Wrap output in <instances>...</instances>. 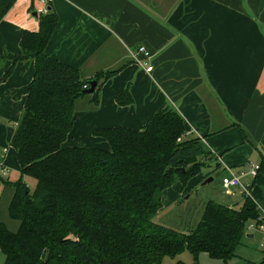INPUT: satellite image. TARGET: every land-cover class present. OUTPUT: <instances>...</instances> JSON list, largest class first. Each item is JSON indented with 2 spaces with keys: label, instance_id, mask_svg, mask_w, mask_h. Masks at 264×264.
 Here are the masks:
<instances>
[{
  "label": "crops",
  "instance_id": "0c3cea01",
  "mask_svg": "<svg viewBox=\"0 0 264 264\" xmlns=\"http://www.w3.org/2000/svg\"><path fill=\"white\" fill-rule=\"evenodd\" d=\"M41 6L14 0L0 21V151L9 146L24 111L26 95L15 98L13 91L35 74L33 59L14 62L10 56L21 54L25 30H39ZM50 8L59 22L46 54L78 68L84 79L98 81V103L91 93L76 101L66 146L106 147L97 130H143L170 104L192 128L186 138L199 136L212 152V166L225 163L242 174L264 216V175L256 180L250 173L264 160V0H53ZM139 45L152 54L147 59L151 72L130 55ZM125 90L131 102L120 104ZM11 149L6 162L17 168L12 177L0 178V220L16 230L18 222L8 214L14 188L3 182L21 177ZM206 166L208 173L213 167ZM206 172L190 184L199 190ZM177 183L182 186L172 193L180 197L186 185ZM244 199L241 189H224L217 198H206L202 213L209 200L241 207ZM249 224L245 236L259 233L264 253L261 231ZM263 262L264 257L258 264Z\"/></svg>",
  "mask_w": 264,
  "mask_h": 264
},
{
  "label": "trees",
  "instance_id": "16d2710c",
  "mask_svg": "<svg viewBox=\"0 0 264 264\" xmlns=\"http://www.w3.org/2000/svg\"><path fill=\"white\" fill-rule=\"evenodd\" d=\"M13 4L0 0V21ZM39 18V30H25L21 54L10 56L14 62L33 59L35 74L13 91L26 101L10 142L21 177L3 181L14 188L8 214L18 222L13 230L0 220L3 264H161L185 251L195 259L201 253L232 259L249 222L263 217L251 198L241 207L209 200L199 224L188 232L155 219L163 191L175 182L185 186L212 159L199 136L186 138L192 128L172 105L164 104L143 130H97L106 147L65 145L76 101L86 95L90 80L46 54L59 18L50 7ZM91 94L98 103L97 88ZM118 101L130 103V92L123 91ZM208 165L213 168L207 176L221 169V163ZM263 175L264 160L256 180Z\"/></svg>",
  "mask_w": 264,
  "mask_h": 264
},
{
  "label": "rangeland",
  "instance_id": "374dc122",
  "mask_svg": "<svg viewBox=\"0 0 264 264\" xmlns=\"http://www.w3.org/2000/svg\"><path fill=\"white\" fill-rule=\"evenodd\" d=\"M11 151L12 149H10L8 155V158L10 159L12 154ZM209 164H211L210 161ZM10 166V176L12 177L17 166L13 163ZM207 170L208 167L205 166L202 169V172H206ZM191 181L189 180L187 182L188 185L186 184L183 195L178 193L181 195L180 197L172 193L176 192L177 194L178 187L180 190V187L182 186L181 184L178 186L177 182L170 187L169 194L166 193V195H163L162 210L155 218L157 222L184 232L191 231L197 227L201 220L202 205L206 198H217L222 191H224L221 184V177L215 178L213 182L206 184L203 187H200L199 185V190L195 183L192 185L190 184ZM8 219L11 220L9 217ZM260 244L261 235L255 233L253 238L247 237V235L243 237L240 245L237 247L236 255L227 262L212 259L206 253H201L200 256L195 259L191 252L185 251L176 257L166 256L161 264H178L179 262H184L185 264H258L261 263L264 257ZM3 262L4 255L0 250V264H3Z\"/></svg>",
  "mask_w": 264,
  "mask_h": 264
},
{
  "label": "built area",
  "instance_id": "2783aa9c",
  "mask_svg": "<svg viewBox=\"0 0 264 264\" xmlns=\"http://www.w3.org/2000/svg\"><path fill=\"white\" fill-rule=\"evenodd\" d=\"M36 2H39L42 4L40 8V13H46L52 3L53 0H35ZM130 55L135 58V60L138 62L139 65L145 66L146 70L148 72H151L154 68L152 64L147 63V59L149 60L152 57L151 52L148 50V48L145 45H139L136 50H130ZM140 55H143L144 57H140ZM11 149V146H5L0 151V178L1 177H7L11 173V167L7 164L6 158L8 156V153ZM260 169V165L253 164L251 168V175L253 178H255L258 175ZM221 183L223 188L228 191L235 188L241 189L243 195L245 198L249 197L252 198L251 190L243 180H242V174L238 172L234 167L228 165V164H221ZM259 223L252 222L249 224V228H256L261 231L262 233V245L264 246V216L260 217Z\"/></svg>",
  "mask_w": 264,
  "mask_h": 264
},
{
  "label": "water",
  "instance_id": "95a60500",
  "mask_svg": "<svg viewBox=\"0 0 264 264\" xmlns=\"http://www.w3.org/2000/svg\"><path fill=\"white\" fill-rule=\"evenodd\" d=\"M97 84H98L97 80H94V79L90 80V86L86 88L85 90H83V93L90 94V93L95 92L97 88ZM182 170L185 171V168H182ZM220 176H221V172L216 171L214 174L207 176L200 184V187H203L206 184H210L211 182L215 180V178L220 177Z\"/></svg>",
  "mask_w": 264,
  "mask_h": 264
}]
</instances>
